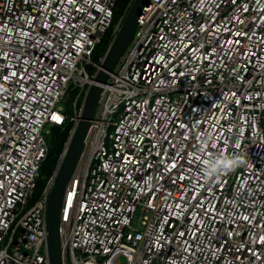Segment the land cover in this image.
<instances>
[{"label": "built area", "instance_id": "1", "mask_svg": "<svg viewBox=\"0 0 264 264\" xmlns=\"http://www.w3.org/2000/svg\"><path fill=\"white\" fill-rule=\"evenodd\" d=\"M116 3L0 0V264H50L51 179L31 201L51 128L73 124L64 154L121 27ZM219 153L245 163L206 179L200 161ZM59 235L63 264H264V0H150L100 92Z\"/></svg>", "mask_w": 264, "mask_h": 264}, {"label": "water", "instance_id": "2", "mask_svg": "<svg viewBox=\"0 0 264 264\" xmlns=\"http://www.w3.org/2000/svg\"><path fill=\"white\" fill-rule=\"evenodd\" d=\"M149 5L150 0H133L119 31L112 40L100 63V68L93 77L92 84L88 87L80 120L50 180L51 184L46 216V241L50 264H63L59 226L61 223L64 196L84 148V142L91 125V120L96 113L100 92L105 82H107L110 72L114 71L117 61L132 39L143 9Z\"/></svg>", "mask_w": 264, "mask_h": 264}, {"label": "trees", "instance_id": "3", "mask_svg": "<svg viewBox=\"0 0 264 264\" xmlns=\"http://www.w3.org/2000/svg\"><path fill=\"white\" fill-rule=\"evenodd\" d=\"M132 0H117L115 7V19L114 26L120 22L123 18H125L128 9L130 8V4ZM114 36V27L107 33L104 37L102 43L99 45L96 54L94 56V62L100 63L101 58L105 55L108 50ZM89 70L92 74L96 72V67L91 66ZM73 124L69 123L64 126H53L52 131V139L49 141V152L48 156L42 166L40 176L37 181V186L35 190L34 200L38 199L45 188L47 187L49 180L53 176L54 172L57 169L59 160L61 155L63 154L65 145L70 136V132ZM49 140V139H48Z\"/></svg>", "mask_w": 264, "mask_h": 264}, {"label": "clouds", "instance_id": "4", "mask_svg": "<svg viewBox=\"0 0 264 264\" xmlns=\"http://www.w3.org/2000/svg\"><path fill=\"white\" fill-rule=\"evenodd\" d=\"M201 171L206 179L219 178L222 174L235 171L245 163L243 156L236 154L219 153L216 156H208L200 161Z\"/></svg>", "mask_w": 264, "mask_h": 264}, {"label": "rangeland", "instance_id": "5", "mask_svg": "<svg viewBox=\"0 0 264 264\" xmlns=\"http://www.w3.org/2000/svg\"><path fill=\"white\" fill-rule=\"evenodd\" d=\"M132 2H133V0H132ZM132 4V3H131ZM131 4H130V6H131ZM95 67V66H94ZM90 71V70H89ZM52 129V128H51ZM48 139H49V141L52 139V131L50 132V134L48 135ZM35 200L33 199L32 201H31V204L34 202ZM124 262V261H123Z\"/></svg>", "mask_w": 264, "mask_h": 264}]
</instances>
